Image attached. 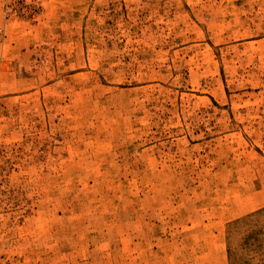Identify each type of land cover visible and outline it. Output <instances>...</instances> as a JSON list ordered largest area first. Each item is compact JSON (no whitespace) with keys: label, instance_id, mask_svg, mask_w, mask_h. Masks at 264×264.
<instances>
[{"label":"rangeland","instance_id":"374dc122","mask_svg":"<svg viewBox=\"0 0 264 264\" xmlns=\"http://www.w3.org/2000/svg\"><path fill=\"white\" fill-rule=\"evenodd\" d=\"M0 264H264V0H0Z\"/></svg>","mask_w":264,"mask_h":264}]
</instances>
